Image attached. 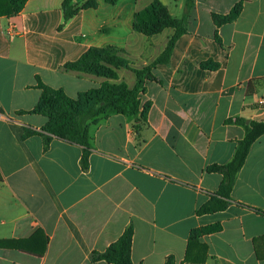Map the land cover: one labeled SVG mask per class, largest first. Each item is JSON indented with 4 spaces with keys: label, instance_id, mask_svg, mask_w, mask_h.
I'll return each instance as SVG.
<instances>
[{
    "label": "crops",
    "instance_id": "0c3cea01",
    "mask_svg": "<svg viewBox=\"0 0 264 264\" xmlns=\"http://www.w3.org/2000/svg\"><path fill=\"white\" fill-rule=\"evenodd\" d=\"M81 9L61 30L63 0H26L0 16V264H110L91 261L130 225L132 264H264V134L250 147L223 211L197 215L216 193L241 126L225 120L264 121V0H159L175 18L187 15L188 34L175 43L167 65L153 70L140 107L147 125L110 110L90 124L88 168L82 148L54 137L43 149L47 122L29 114L40 101L41 82L70 98L104 81L136 77L113 69L116 79L67 71L89 48L112 46L132 68L150 64L174 33L146 37L133 30L134 15L152 0H103ZM240 4L238 17L217 26ZM220 224L219 232L189 243L193 230ZM191 244L206 246L203 262L185 260Z\"/></svg>",
    "mask_w": 264,
    "mask_h": 264
},
{
    "label": "trees",
    "instance_id": "16d2710c",
    "mask_svg": "<svg viewBox=\"0 0 264 264\" xmlns=\"http://www.w3.org/2000/svg\"><path fill=\"white\" fill-rule=\"evenodd\" d=\"M82 0H63L61 10L63 23L59 30L73 18L81 9L94 6L92 1L80 3ZM106 4L114 5L118 0H103ZM26 0H0V16L18 13ZM241 5L236 4L226 16L213 15L217 26L234 21L240 12ZM166 28H171L174 33L169 38L165 49L150 64L143 68H132L125 58L120 56V51L112 46L104 48H89L77 60L65 63L63 68L107 79H116V72L111 69L125 68L134 73L136 84L129 88L125 83L112 84L104 81L100 86L80 93L77 98L68 97L63 90L53 89L39 82L41 90L39 103L28 113L45 117L47 122L40 130H26L24 137L39 135L43 140V149L46 151L54 137L82 148L80 165L83 170L88 168V157L91 149L90 124L96 123L110 110L133 118V130L139 133L142 125H147V114L150 105L140 107V97L146 92L148 81H157L153 70L159 65H167L177 40L188 34L187 15L175 18L169 14L166 7L159 0H152L150 5L134 15L133 30L151 37ZM264 84V79H254L248 82L246 94H253L256 89ZM225 124L241 126L244 137L237 141L232 159L224 165H211L207 172L222 174V181L216 193L209 194V200L197 211V215L211 214L223 211L231 201L230 194L238 172L244 165L251 145L264 134V121H247L241 117L225 120ZM220 224L210 225L195 229L191 232L189 243L195 242L199 237L219 232ZM133 228L129 225L123 234L102 253L93 252L91 261H105L110 264H132L131 241ZM207 258L206 246L197 244L187 247L185 260L188 262H203ZM165 264H176L173 257H168Z\"/></svg>",
    "mask_w": 264,
    "mask_h": 264
}]
</instances>
